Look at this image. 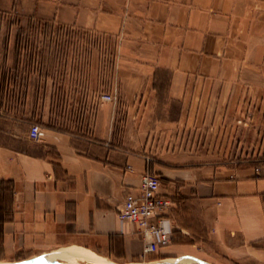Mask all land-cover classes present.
Wrapping results in <instances>:
<instances>
[{"label": "crops", "instance_id": "1", "mask_svg": "<svg viewBox=\"0 0 264 264\" xmlns=\"http://www.w3.org/2000/svg\"><path fill=\"white\" fill-rule=\"evenodd\" d=\"M0 14L118 42L103 84L94 67L90 80L19 64L0 76V179L14 189L0 264H264V165H196L157 146L199 107L219 122L264 104V0H0ZM149 170L173 200V236L145 254L118 209Z\"/></svg>", "mask_w": 264, "mask_h": 264}, {"label": "rangeland", "instance_id": "2", "mask_svg": "<svg viewBox=\"0 0 264 264\" xmlns=\"http://www.w3.org/2000/svg\"><path fill=\"white\" fill-rule=\"evenodd\" d=\"M9 17L12 16L0 14V76L7 69L19 64L24 67H50L53 78L58 81L79 76L90 80L91 68L94 67L99 69L97 78L94 73V82L97 80L103 84L109 81L107 77L111 76L116 61V40L98 32L72 28L53 26L48 29H23L7 21ZM19 51L22 53L21 57H13L14 53ZM58 108L60 110V106ZM71 109H77L80 116L77 115L81 117L82 111L90 112L92 107ZM168 109H171L173 114L182 110L181 106ZM240 109L238 116L210 122L204 114V109L199 107L197 121L189 130L186 127L182 136L177 132L175 135L174 132L171 137H160L157 139V146L168 147V150L172 151L184 150L195 157L196 165L226 168L262 166L264 104L259 109L255 106H242ZM80 263L90 264L91 261L83 259Z\"/></svg>", "mask_w": 264, "mask_h": 264}, {"label": "built area", "instance_id": "3", "mask_svg": "<svg viewBox=\"0 0 264 264\" xmlns=\"http://www.w3.org/2000/svg\"><path fill=\"white\" fill-rule=\"evenodd\" d=\"M114 98L111 93H102L99 99L102 102H111ZM41 135V125L34 123L30 129L31 139L38 142ZM161 188V178L149 170L141 176L139 189L131 190L118 209L119 219L136 226L145 242V254L155 253L172 241L173 222L170 213L173 200L163 196Z\"/></svg>", "mask_w": 264, "mask_h": 264}, {"label": "trees", "instance_id": "4", "mask_svg": "<svg viewBox=\"0 0 264 264\" xmlns=\"http://www.w3.org/2000/svg\"><path fill=\"white\" fill-rule=\"evenodd\" d=\"M254 165L252 167H259ZM14 189L11 181L0 179V257L3 253V228L13 216Z\"/></svg>", "mask_w": 264, "mask_h": 264}]
</instances>
